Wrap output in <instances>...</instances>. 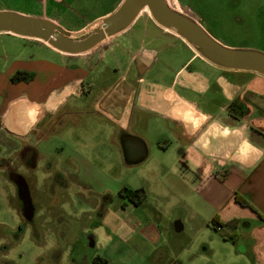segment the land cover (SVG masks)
<instances>
[{
  "label": "crops",
  "instance_id": "obj_1",
  "mask_svg": "<svg viewBox=\"0 0 264 264\" xmlns=\"http://www.w3.org/2000/svg\"><path fill=\"white\" fill-rule=\"evenodd\" d=\"M34 1L41 3L34 15L5 7L0 10L63 25L60 21L72 5L83 0ZM123 1L117 0L112 9L70 31L79 32L101 21ZM1 32L0 169H17L26 176H35L36 169L43 183L57 174L63 183H57V195L70 196L83 165L100 175L112 170L111 162L102 170L85 157L87 148L99 144L86 139L87 125L82 124H87L83 118L93 116L105 123L95 128V138L99 132L110 134V139L102 142L108 143L110 150L116 143L121 161L127 165L145 161L151 144L163 152L170 149L171 170L181 180L179 186L193 191L205 210L204 219L197 222L193 218L195 204L180 202L169 204L168 211L159 207L152 220L143 219L144 189L131 198L129 191L136 189L93 191L94 197L82 201L89 206L82 210L79 204L78 213L80 231L89 236L87 240L77 237L81 250L90 251L91 261L108 262L104 254L110 251L99 253L95 234L103 227L110 232V242L118 235L121 241L129 239L128 235L138 231L153 243L169 237L170 249L155 250L148 264H192L194 253L200 255L201 264H229L238 258H245L248 264H264L263 74L212 62L174 29L160 24L146 5L127 26L107 36H116L111 42L109 60L114 67L110 75L88 72L91 48L68 53L38 38ZM100 79L110 84L103 87ZM82 86L88 88L85 95ZM95 95L98 102L89 110L87 101ZM54 117L59 123L56 133L50 125ZM135 127L138 134L133 132ZM147 133L154 134L156 140L149 141ZM32 145H41L44 153L38 151L35 157L28 149ZM55 146L61 152H54ZM30 160L34 166L26 164ZM237 196L249 206L239 204ZM213 221L217 230L210 225ZM186 227H192V233L186 234ZM205 230L231 247L224 245L228 251L218 252L213 262L206 243L192 252L196 236ZM2 236L0 232V241Z\"/></svg>",
  "mask_w": 264,
  "mask_h": 264
},
{
  "label": "rangeland",
  "instance_id": "obj_2",
  "mask_svg": "<svg viewBox=\"0 0 264 264\" xmlns=\"http://www.w3.org/2000/svg\"><path fill=\"white\" fill-rule=\"evenodd\" d=\"M116 4L117 0L76 1L71 10L61 19L60 22L63 25L59 26L71 34H77L78 32L70 30H75L81 25L91 22L98 15L112 9ZM167 4L171 9L193 21L214 41L218 39L217 43L230 49H245L264 53V0H168ZM0 7L34 15L39 12L41 3H36L34 0H0ZM1 33L9 32L2 31ZM115 37H105L91 48L88 52L90 54L88 72L93 70V75L95 73L109 75L112 73L114 66L109 57L113 53L111 42L115 41ZM111 78L108 76V79ZM98 81H101L103 87L106 86V83L110 84L101 79ZM82 88L88 91V88ZM100 89L99 85L98 91ZM82 94H86L84 90ZM92 98L91 100L88 99L87 106L91 105ZM186 115L187 113L182 115L183 118L187 117ZM57 118L52 119L51 128L56 129L59 126ZM82 120L87 121V124L82 122L83 125H87L86 139L99 143L87 148L85 157H88L94 166L102 170L106 169L111 162L112 170L104 171L105 173L100 175V173L90 170L88 164L87 166L83 165L80 178L74 179L76 182L75 190L70 196L63 194L58 196L56 192L60 189H57L56 180L51 178L48 182L46 179L43 183V176H41L40 171L35 169L33 173L35 176H26L27 173L24 172L26 174L24 176L28 179L26 183H29L30 188L34 191L33 198L36 207L28 223L22 225L23 222L19 219V211L14 209L18 206L16 205L14 184L7 178L9 174L7 172L10 168L5 170V167L2 166L0 169V232L3 236L0 241V264H102L104 261L100 262V259L91 261L90 251L81 250V243L77 240V237L80 236L87 240L89 236V234H82L80 231L78 213L80 205L82 210H86L89 206L86 204L87 202L83 203L82 201H88L94 197L93 191L107 189L108 192L117 193L120 189H144L146 206L140 208L143 219L147 217L152 220L159 207L168 211L169 204L189 201L195 204L193 218L197 222L199 220L202 222L204 219L205 210L201 209L202 206L196 194L193 191L191 193L190 189H182L179 186L181 180L171 170L170 149L163 152L151 144L149 156L145 161L137 165H127L121 161L116 143L110 150L108 143L102 142L104 138L109 140L110 134H105V132L104 135L99 132L98 139L95 138V128L99 129L101 123L103 125L105 123L97 121L93 116H87ZM69 126L73 129L72 125ZM106 128L109 130V127ZM103 129L105 130V127ZM133 132L139 133L137 127L134 128ZM114 135L116 137V134ZM146 138L153 142L156 140L152 133H147ZM164 140L161 143H165ZM53 142L57 143V140L53 139ZM45 144L43 143L44 147ZM38 151L39 154L44 153L41 145L38 147ZM109 156L112 157L111 161L110 159L108 161ZM47 189H49L48 192ZM190 196H192L191 200L189 199ZM100 197L102 196L100 195ZM20 225L23 230L18 232L17 228ZM210 225L217 230L213 222ZM191 228L186 227V234L192 233L189 232ZM6 229L14 230L16 233L13 237L11 236L12 239H10ZM205 231L196 236L192 252L194 253L202 247V243H206L211 248L210 259L213 262L214 259H218V252L228 251L230 244L223 242L218 235L212 233V229ZM95 234L99 237V253L110 251L103 253L108 256L106 258L108 262H104L105 264H148L155 250L166 251L170 249V239L166 236H163L161 243H153L138 231L128 235L129 239L121 241L119 238L121 235H118L110 242L108 240L110 237L109 230L106 233L103 227H99L95 230ZM113 246L114 249L111 250ZM199 258L200 255L194 253V263L192 264H201ZM229 264L248 263L245 258H238L230 261Z\"/></svg>",
  "mask_w": 264,
  "mask_h": 264
},
{
  "label": "water",
  "instance_id": "obj_3",
  "mask_svg": "<svg viewBox=\"0 0 264 264\" xmlns=\"http://www.w3.org/2000/svg\"><path fill=\"white\" fill-rule=\"evenodd\" d=\"M144 5L149 7L152 15L160 24L174 29L212 62L224 67L251 70L264 75V53L230 49L217 43L193 21L171 9L166 0H124L112 14L100 22L89 25L77 34H71L45 18L0 10V31L38 38L58 50L80 53L89 50L105 37L127 26ZM8 176L17 187L18 193L25 197V206L31 217L33 205L29 198L25 178L17 172H9Z\"/></svg>",
  "mask_w": 264,
  "mask_h": 264
},
{
  "label": "flooded vegetation",
  "instance_id": "obj_4",
  "mask_svg": "<svg viewBox=\"0 0 264 264\" xmlns=\"http://www.w3.org/2000/svg\"><path fill=\"white\" fill-rule=\"evenodd\" d=\"M145 11H146V9H145ZM82 87H84V86H82ZM83 89V88H82ZM84 90V89H83ZM83 90H82V93H83ZM85 91V90H84ZM86 93V92H85ZM84 97V96H83ZM98 102V98L96 97V95H95V97H93L92 98V101H91V105L90 106H88V108L87 109H89V110H92L93 109V107L95 106V104ZM79 117V116H78ZM57 131V130H59V126L55 129V128H52L51 129V132L52 131ZM53 131V132H54ZM56 133V132H55ZM121 133V131H119L118 132V135ZM38 147L39 146H37V147H34L33 145L32 146H30L28 149L33 153V155L36 157L37 155H38ZM54 150V152H56V153H59V152H61V151H58V150H61V148L59 149V148H56V146H55V148L53 149ZM35 162H34V160L33 161H28V162H26V164H28V166L29 167H31V166H34L35 164H34ZM10 171H13V172H17V173H19V174H22L23 176H24V174L22 173V172H20L19 170H17V169H10L8 172H7V174L10 172ZM26 176H24V178H25ZM26 182H27V177H26ZM53 180H56V184L59 182L60 184H61V178L57 175V174H55L54 175V179ZM14 184V183H13ZM28 184V193H29V198H30V200H31V202H32V205H33V212L35 211V207H36V203H35V201H34V198H33V194H34V191H33V189H31L30 188V185H29V183H27ZM63 184V183H62ZM61 184V185H62ZM13 187H14V189H15V198H16V205H18L17 207H15L14 209H18V214L20 215V217H19V219H20V221H22L23 223H22V225L23 224H26V223H28V221H29V219L33 216H29V214H28V211H27V208H26V206H25V197L22 195V194H19L18 193V190H17V187L15 186V184L13 185ZM23 230V227L20 225V226H18V228H17V231L19 232V231H22ZM6 232L8 233V235H9V237H10V239H12V237L16 234L15 232H14V230H8V229H6ZM3 235V234H2ZM12 236V237H11Z\"/></svg>",
  "mask_w": 264,
  "mask_h": 264
},
{
  "label": "trees",
  "instance_id": "obj_5",
  "mask_svg": "<svg viewBox=\"0 0 264 264\" xmlns=\"http://www.w3.org/2000/svg\"><path fill=\"white\" fill-rule=\"evenodd\" d=\"M140 191H142L141 189H136L134 191H129V195H130V198L133 196V195H137V193H139ZM236 201L241 204L242 206H249L248 202L245 201L244 199L240 198V197H236L235 198ZM214 224H216V221H213ZM230 239H234L232 236L228 237ZM98 259V258H97ZM105 262V261H104ZM104 262H102V264H105Z\"/></svg>",
  "mask_w": 264,
  "mask_h": 264
}]
</instances>
